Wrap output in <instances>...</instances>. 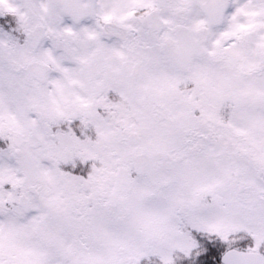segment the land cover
<instances>
[{"label":"snow or ice","instance_id":"obj_1","mask_svg":"<svg viewBox=\"0 0 264 264\" xmlns=\"http://www.w3.org/2000/svg\"><path fill=\"white\" fill-rule=\"evenodd\" d=\"M0 264H264V0H0Z\"/></svg>","mask_w":264,"mask_h":264}]
</instances>
